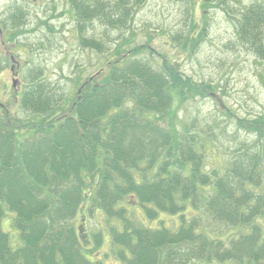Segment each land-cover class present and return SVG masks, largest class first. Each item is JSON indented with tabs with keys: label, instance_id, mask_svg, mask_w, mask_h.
<instances>
[{
	"label": "trees",
	"instance_id": "trees-1",
	"mask_svg": "<svg viewBox=\"0 0 264 264\" xmlns=\"http://www.w3.org/2000/svg\"><path fill=\"white\" fill-rule=\"evenodd\" d=\"M144 1L68 0L83 47L102 53L123 42L72 95L36 66L16 69L13 80L22 75L23 83L14 105L31 117L0 100V264H264V114L240 117L221 102L229 120L176 126L173 114L188 101L208 95L220 104L218 89L186 78L174 56L150 43L125 39ZM238 7L229 46L253 55L264 81V2ZM10 14L12 32L24 18L19 9ZM95 21L118 37L86 36ZM204 36V20L189 28V54ZM5 45L2 38L0 72L17 60ZM202 138L232 147L222 170L208 168ZM85 203L117 222L107 228V252L98 250L104 229L89 242L76 226Z\"/></svg>",
	"mask_w": 264,
	"mask_h": 264
},
{
	"label": "rangeland",
	"instance_id": "rangeland-1",
	"mask_svg": "<svg viewBox=\"0 0 264 264\" xmlns=\"http://www.w3.org/2000/svg\"><path fill=\"white\" fill-rule=\"evenodd\" d=\"M257 1L262 0H212L204 7L206 0H145L132 11L130 26L124 32V36L127 35L125 39L132 37L136 38L135 43H150L160 52L174 56L186 78L191 77L199 84L212 83L214 90L218 89L216 96L220 104H216L208 95L190 100L173 114L176 126H180V120L191 121L196 117L203 121L207 117L214 116V119L219 115V121L229 120L219 112L222 103L232 108L240 117L253 118L258 113L264 114V81L257 75L261 71L260 67H256L253 55L241 48L229 46V41L235 40L234 26L238 23V6ZM17 9L22 13L24 21L11 32L8 28L10 11L14 14ZM203 20L205 36L195 51L189 54L185 44L188 30L190 27L194 28V23L200 24ZM0 24H4V29L8 30L5 38L0 35V44L3 38L7 42L5 49H11L20 62L18 65L12 62L11 65L15 68L22 67L21 72L36 66L43 71L45 79L61 84L71 95L77 89L75 83L79 78L82 81L103 67L115 48L123 43L114 41L112 47L102 53L83 47L77 40L76 12L68 0H0ZM180 32H184L182 38L179 37ZM85 34L102 42H105L103 39L106 36L109 37L108 40L118 37L116 30L105 28L97 21L85 28ZM14 77L16 72L9 70L7 64L0 72V100L12 106L18 117L26 119L31 115L14 105L16 94L22 88L23 77L21 75V79L18 77L17 81L13 80ZM177 102L178 99L175 108ZM170 120L169 117L162 119L166 125L170 124ZM208 125L203 127L205 132H209ZM235 130L229 127L228 131ZM221 142L208 143L203 138L198 142L211 170L213 167L222 170L223 162L232 152L231 146L229 148L227 143ZM79 212L76 226L80 230V224H83V232L89 242L95 233L103 229L106 231V239L98 250L100 254L107 252L110 249L107 228L117 222H106L103 213L97 208H91L89 203L83 204ZM202 214L206 218L203 212ZM209 223V220H203V226ZM213 227L219 233L226 229L219 223L212 224L211 229ZM104 257L107 263L116 261L113 256Z\"/></svg>",
	"mask_w": 264,
	"mask_h": 264
},
{
	"label": "flooded vegetation",
	"instance_id": "flooded-vegetation-1",
	"mask_svg": "<svg viewBox=\"0 0 264 264\" xmlns=\"http://www.w3.org/2000/svg\"><path fill=\"white\" fill-rule=\"evenodd\" d=\"M18 63H20V62L17 61V60L14 61V64H15V65H18ZM16 69H17V68H15V66H10V69H9V70H11V71H15L16 74H18V73H17V70H18L19 68H18L17 70H16ZM19 70H20V69H19Z\"/></svg>",
	"mask_w": 264,
	"mask_h": 264
}]
</instances>
